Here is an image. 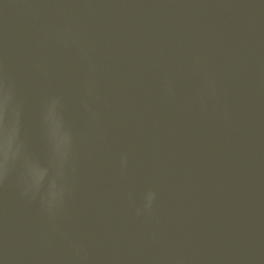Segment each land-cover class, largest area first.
<instances>
[{
	"label": "water",
	"instance_id": "1",
	"mask_svg": "<svg viewBox=\"0 0 264 264\" xmlns=\"http://www.w3.org/2000/svg\"><path fill=\"white\" fill-rule=\"evenodd\" d=\"M0 264H264V0H0Z\"/></svg>",
	"mask_w": 264,
	"mask_h": 264
},
{
	"label": "clouds",
	"instance_id": "2",
	"mask_svg": "<svg viewBox=\"0 0 264 264\" xmlns=\"http://www.w3.org/2000/svg\"><path fill=\"white\" fill-rule=\"evenodd\" d=\"M64 191L62 192V194L60 195L59 198L55 199L54 202L48 199V201H47L48 209H50V210L54 209L57 205L63 203L61 197L63 196ZM154 198H155V193L154 192H150L148 194V196H147V205H146L147 208H149V209L151 208V205H152V202H153Z\"/></svg>",
	"mask_w": 264,
	"mask_h": 264
}]
</instances>
